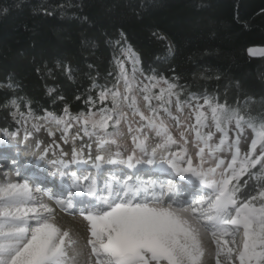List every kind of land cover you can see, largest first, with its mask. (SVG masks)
Segmentation results:
<instances>
[{
	"label": "snow or ice",
	"instance_id": "snow-or-ice-1",
	"mask_svg": "<svg viewBox=\"0 0 264 264\" xmlns=\"http://www.w3.org/2000/svg\"><path fill=\"white\" fill-rule=\"evenodd\" d=\"M248 51L264 55V48ZM122 54L132 64L130 73L124 61L117 59V84L102 88L97 98L101 105L110 101L111 107L102 106L98 111L75 116L65 108L63 116L48 113L43 119L57 126L65 143L73 123L81 125L85 135L97 136L101 154L92 164L98 170L105 164H125L130 169L157 165L162 172L170 169L182 182L177 184L172 179L145 183L132 177L119 180L113 176L101 189L90 175L69 173L70 191L59 193L67 198L55 199V204L62 209H81L80 214L90 225L91 238L87 243L91 246L92 264H203L205 235L215 242L216 264H264V121L257 124L245 120L238 111L214 103V97H204L203 104L194 107L182 102L177 85L163 76L138 79L139 60L130 46ZM191 99L197 98L193 95ZM88 103L95 106L97 100L89 97ZM185 107L191 109L186 117ZM191 120L194 123L188 122ZM169 121L174 122L179 139L173 135ZM209 121L215 132L221 134L218 142L213 143V131H204L210 127ZM122 122L129 133H135L131 136V154L121 159L123 154L117 151L106 158V147L118 144L117 137L124 135L119 130ZM231 125L235 126L236 135L230 140ZM33 127L39 130V126ZM245 128L252 130L253 138L248 150L242 152L240 143ZM145 129L158 142L150 145ZM4 134L15 137L19 132L4 130ZM49 134L55 135L50 129ZM189 134L195 160L188 149ZM31 135L27 133L25 138ZM77 138L79 133L73 137ZM174 145L179 146L178 151H170ZM223 152L231 154L229 160L219 155ZM81 162L87 163L82 152L75 149L71 160L52 161L64 167ZM257 166L259 172L254 173ZM245 176L255 178L261 186L255 194L240 199L241 180ZM197 185L210 195L180 198L186 197L189 186ZM243 186H247V181ZM165 195L171 200L167 206L161 203ZM45 198L53 199L48 191L32 187L27 180L0 181V264H69L75 259L70 250L77 242L68 230L54 222L55 210L45 203ZM236 233H242L239 243Z\"/></svg>",
	"mask_w": 264,
	"mask_h": 264
},
{
	"label": "trees",
	"instance_id": "trees-1",
	"mask_svg": "<svg viewBox=\"0 0 264 264\" xmlns=\"http://www.w3.org/2000/svg\"><path fill=\"white\" fill-rule=\"evenodd\" d=\"M254 45H264V0H0V128L21 135L29 112L111 107L97 98L117 84V59L131 71L129 46L139 72L175 83L182 102L214 97L258 124L264 57L249 55ZM241 185L240 199L261 186L248 176Z\"/></svg>",
	"mask_w": 264,
	"mask_h": 264
},
{
	"label": "rangeland",
	"instance_id": "rangeland-1",
	"mask_svg": "<svg viewBox=\"0 0 264 264\" xmlns=\"http://www.w3.org/2000/svg\"><path fill=\"white\" fill-rule=\"evenodd\" d=\"M137 68H138V65H137ZM125 69H127L125 67ZM128 70V69H127ZM129 73H130V70H128ZM119 72H120V68H119ZM137 77L138 79L140 80H143L144 79V76L139 72H137ZM147 82V81H145ZM120 87H121V90L123 89V83L122 81L120 82ZM154 91V90H153ZM197 103H200V104H203V100H198V99H195L193 101L190 102V104L194 107ZM141 107H143V104H141ZM205 110L207 111V108H205ZM125 111H128L127 109H125ZM191 111V109H189L188 107H185L184 109V113H183V116L186 117L188 116V113ZM173 113L175 114V105H173ZM161 115H163V113H161ZM138 119V118H137ZM190 123H194V120H191V121H188ZM21 127H22V134H25L24 136L27 135V133H32L31 136H27L28 139H29V143H33V144H38L39 148L41 149V151H45V155H48V156H54L57 158V160H64V161H69L71 160L72 158V153H73V149H75L76 151H79V152H82V157H88L87 160L89 162H92V160H94V158L98 155V154H101L100 153V150L97 148V140H98V137L97 136H87L84 134V132L81 130V125L79 124H75L73 123V126L72 128L69 130V132L67 133V136H68V143H65L62 136V132L59 133V130L57 128L56 125H53V124H48L45 122V120H33L31 119L29 116L27 115H24L22 116L21 118ZM169 124L172 126V132H173V135L177 136V138L179 139V136H178V132L176 130V128L174 127V122L173 121H169ZM33 125H37L39 126V130L37 131L36 129H34ZM209 125L210 127L208 129H204V131H213L214 132V136H213V143L215 142H218L219 140V137H220V133L219 132H215V129L211 127V122L209 121ZM133 128L137 127V124L134 122L133 123ZM49 129L55 133V135H50L49 134ZM119 130L121 132L124 133V135L122 137H117L118 139V144H112V145H109L106 147L105 151H104V155L105 156H108L112 153H115L117 151L121 152L123 155L121 157V159H124L126 158L128 155L131 154V151L133 149V144H132V140H131V136L134 135L135 133H129L128 130H127V126L125 123H121L120 125V128ZM4 131L0 128V139L2 138V136H5L3 135ZM77 133H79V138L77 139H73V137H75L77 135ZM145 133L149 136V144L152 145L158 141H156L153 136L154 134L149 132L147 129H145ZM20 135V134H19ZM235 135H236V132H235V126L234 125H231L229 126V138L230 140L231 139H234L235 138ZM7 137L9 138H19V139H23L24 136H19V137H13V136H8L6 135ZM253 138V132L251 129H248V128H245V132L244 134L242 135L241 137V143H240V147H241V151L242 152H246L248 150V147L251 143V140ZM26 138H24L25 140ZM192 141V135L189 134V143H188V149H189V152L193 155V159L195 160L196 157H195V149L191 143ZM25 144V143H24ZM3 148V147H2ZM25 148V147H24ZM25 151H29L31 152V154H33L34 150L30 149L29 147H27V149L25 148L24 149ZM179 150V146H172L170 151H178ZM53 152H55V155L53 154ZM37 153V152H36ZM63 153H66L67 155H63ZM138 155H140L139 153H137ZM14 156H10V158H6L5 159V162L6 164L3 165V163H1L2 161L0 160V181H4L6 178H10L12 181L14 182H23L24 180L26 179H20L18 177H15L19 174V166H16V164L18 162H15L13 163V159H16L15 161H19L17 160V158H15V154H13ZM220 156H222L225 160H229L230 159V156L231 154L228 153V152H223V153H220L219 154ZM146 158V157H145ZM157 159H159V157H157ZM91 160V161H90ZM33 161V160H31ZM13 163V164H12ZM27 161H23V166L24 167H27ZM74 166L75 163H72ZM87 165L81 167L80 169V175L79 176H82V175H90L93 173L92 170L90 171H84L83 168H85L86 166H88V164L90 163H85ZM48 165V164H47ZM69 165V168L72 167ZM123 165V164H121ZM16 166V167H14ZM40 166V167H38ZM207 166V165H206ZM14 167V168H13ZM143 167L146 169V171H148L147 173H151L152 175V172L154 169H159V167L157 165H144V166H140L139 165L137 166L136 169H139L140 171H142L143 173H145L146 171L143 170ZM67 168V169H69ZM123 169H125L124 167H122ZM41 169H43V175H38L39 171ZM29 171L33 172V173H37V176L38 177H42V178H48L49 179V182H51V186H49V188H40L44 191H48L50 193V195L53 197L52 200H49L47 198H45V203L48 201H50V204L51 206L54 208V210L58 209V206L57 204H55V199H66L67 197L65 195H57V191L56 189H54V187H56V184H57V180H59V178H57V180L52 176V171L51 169L47 168L46 166V162L43 161L42 163L40 164H37V166H33L31 168L28 169ZM160 170V169H159ZM69 172V171H68ZM103 172V176L101 178V181H100V184H101V189H103V186L105 183L107 182H110V178L112 177L111 175H107L106 173H109L108 171H102ZM106 172V173H105ZM125 176L127 174H129L131 171H128L127 169H125ZM165 174V177H162V178H156L154 179L153 181H156L157 183H160V182H163L165 180H172V179H175L176 182H179L181 183L182 182V178H177L175 176V173L172 172L170 169L167 171V172H164ZM15 174V176H14ZM45 174V176H44ZM107 176H111L110 178H108ZM116 176V175H114ZM144 176V175H143ZM143 179H145V183H147L146 181L149 180V178L146 176V177H143ZM124 177V176H123ZM94 178L96 179V173H94ZM141 178V179H142ZM64 179H65V182L67 181V184H70L71 183V177L68 175V176H64ZM28 181V180H27ZM29 182V181H28ZM149 182V181H148ZM86 183V182H85ZM178 183V184H179ZM30 184V183H29ZM198 186H195V187H192V186H189L188 188V191H187V195L189 197V199H191L192 197H204L206 195H210V193L208 192L207 189H204L202 186H199V188L201 189V192H199L198 189ZM39 188V187H38ZM68 191H70V189L67 188ZM197 190V191H196ZM189 192V193H188ZM56 194V195H55ZM200 194H203V195H200ZM168 197V195H165L162 199V204L166 203V198ZM185 206H187L185 204ZM70 207H68L67 209H62V211H64L63 213L65 215H68L69 217H72V218H77V217H82V215L80 214L81 213V209L77 208H74L72 207V210H69ZM107 210V209H105ZM57 212H54V215H56ZM231 230V229H229ZM240 234L241 233H236V238L238 239L240 237ZM227 238V237H226ZM213 242V241H211ZM87 251H88V255H89V261L86 260V264H92V257H91V246L87 244ZM215 247L216 245H213L211 247V252L209 254V257H213L211 259H215ZM221 260H223V257H221ZM84 264V260L83 261H75V260H71L69 261V264Z\"/></svg>",
	"mask_w": 264,
	"mask_h": 264
},
{
	"label": "bare ground",
	"instance_id": "bare-ground-1",
	"mask_svg": "<svg viewBox=\"0 0 264 264\" xmlns=\"http://www.w3.org/2000/svg\"><path fill=\"white\" fill-rule=\"evenodd\" d=\"M59 133H61V132L59 131ZM3 135H4V133H3ZM24 138L23 139H19V138L16 139V138H9L6 135L2 136V138L0 139V160L2 161L1 163H3V165H5L6 164L5 159L8 157L10 158V156H14L13 154H15V158H17V160H19V161H15L16 159H13V163L18 162L16 164V166H19V168H18L19 174L17 176H15V174H14V176L20 178L21 180L23 178L28 180L30 185H32V187H34V188H38V187L39 188H49V186H51L52 184H51V182H49L48 178L38 177L37 173L35 174V173L28 170L29 168H31L33 166H37V164H40L43 161H45L47 168L48 169L50 168L52 171V173H50V174H52V176L56 180H57V178H59V180H57V184H56V187H54V189H56L57 195L61 196L59 193L67 190L68 185H69V184H67V181L65 182L64 176L65 175L68 176L69 173H76V175L79 176L81 174L79 172L81 167L83 166V164H84V166L87 164L81 162V163H78V164H75L74 166H72L73 164L70 163V166H72V167L69 168V165L67 167H64L60 164L52 163V161L57 160L56 157L45 155L44 154L45 151H41L38 144L35 145L31 142L29 143L28 137L25 140H24ZM24 147L26 149H27V147H29L30 149L36 151L37 153L34 152L33 154H31V152H29L28 150L25 151ZM53 154L55 155V152H53ZM105 157L107 158V156H105ZM87 158L88 157H86V158L82 157L83 161H87L88 163H90V164H88V166L83 168V170L84 171L92 170L93 173L91 174V177H93V178H94V173H96V179L95 180L97 181L100 188H101L100 181H101V178L103 177V176H101V175H103L102 171H106V172L108 171L109 173H106V172L105 173L107 175H111L112 177L114 175H116L115 177L119 180L126 179L127 177H132L134 180L139 179V181L145 182L144 181L145 179L142 178V176L144 175L143 177L147 176L149 178V180L146 181V182H148V181H153L156 178L165 177V175H164L165 173L159 169H154L152 172V175H151V173H150L151 171L149 173H147L148 171H146V169L144 167H143V170L146 171L145 173H143L139 169L127 168V166L125 164H123V165H121V164H115V165L105 164V165H103L102 169L98 170L93 166L92 162H89L87 160ZM25 160L28 163L27 167L23 166V161H25ZM31 160H33V161H31ZM16 166H14V167H16ZM38 167H40V166H38ZM122 167H124L125 169H127L128 171H131V172L125 176V172H124L125 169H123ZM67 168H69V169H67ZM38 175H43V169H41L39 171ZM44 176H45V174H44ZM107 177L110 178L109 176H107ZM111 178H110V180H111ZM179 182H177V184ZM197 190H199V192H201V189L199 188V186H198ZM200 195H203V194H200ZM180 198L181 199H185V198L189 199L188 196L185 197L184 195H182ZM46 203H48L51 206L50 201L47 200ZM169 203H171V200L169 199V197H167L166 203H164L163 205L167 206ZM185 207H187V206H185ZM74 208L78 209L79 207L78 208L74 207ZM69 210H72V207L69 208ZM55 212H57V214L55 215L54 222L59 227H61L62 230H68L70 232L71 238L77 242L74 245L73 249L70 250V255H75L74 260L76 262L84 260V264H86L87 263L86 260L89 261V255H88V251H87L88 247H86V246L88 244L87 241L91 238L90 232H89V227H90L89 222L86 221L83 218V216L77 217V218H72V217H69L68 215H65L63 213L64 211L61 210L60 206H58V209H56ZM241 236H242V233L240 234V237L238 239L236 238L237 243L240 242ZM211 241H213V242H211ZM203 245H204V248L206 250L205 256L203 258V264H216V260L211 259L213 257H209V254L211 252V247L213 245H215L214 240L210 236L205 235L203 238ZM77 253H78V255H76Z\"/></svg>",
	"mask_w": 264,
	"mask_h": 264
},
{
	"label": "water",
	"instance_id": "water-1",
	"mask_svg": "<svg viewBox=\"0 0 264 264\" xmlns=\"http://www.w3.org/2000/svg\"><path fill=\"white\" fill-rule=\"evenodd\" d=\"M250 48L260 49V48H264V45H254V46H251ZM250 48H249V49H250ZM249 49H248V50H249ZM248 53H249V51H248ZM249 55H250L251 57H253V58H262V57H264V55H259V54H257V55H252V54L249 53Z\"/></svg>",
	"mask_w": 264,
	"mask_h": 264
},
{
	"label": "built area",
	"instance_id": "built-area-1",
	"mask_svg": "<svg viewBox=\"0 0 264 264\" xmlns=\"http://www.w3.org/2000/svg\"><path fill=\"white\" fill-rule=\"evenodd\" d=\"M125 67V66H124Z\"/></svg>",
	"mask_w": 264,
	"mask_h": 264
}]
</instances>
